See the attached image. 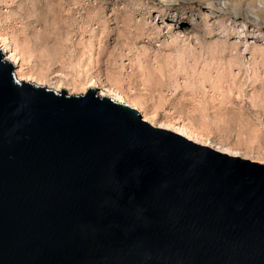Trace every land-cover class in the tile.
<instances>
[{
  "label": "water",
  "instance_id": "water-1",
  "mask_svg": "<svg viewBox=\"0 0 264 264\" xmlns=\"http://www.w3.org/2000/svg\"><path fill=\"white\" fill-rule=\"evenodd\" d=\"M16 67L0 49V264H264V163Z\"/></svg>",
  "mask_w": 264,
  "mask_h": 264
},
{
  "label": "rangeland",
  "instance_id": "rangeland-1",
  "mask_svg": "<svg viewBox=\"0 0 264 264\" xmlns=\"http://www.w3.org/2000/svg\"><path fill=\"white\" fill-rule=\"evenodd\" d=\"M33 29L83 67L162 72L157 119L181 121L176 104H190L194 116L200 107L228 119L211 125L213 136L227 125L256 129L264 143V0H0V32Z\"/></svg>",
  "mask_w": 264,
  "mask_h": 264
},
{
  "label": "bare ground",
  "instance_id": "bare-ground-1",
  "mask_svg": "<svg viewBox=\"0 0 264 264\" xmlns=\"http://www.w3.org/2000/svg\"><path fill=\"white\" fill-rule=\"evenodd\" d=\"M33 30L31 34L26 33L23 38H20L15 31L0 32V49L4 57L5 55L7 57L4 59L17 62L15 78L18 81L24 80L35 82L36 85L48 86V89H56V93L69 89V95L83 94L88 88H97L99 96L133 104L143 120L156 127L174 131L187 139L223 153L264 162V143L256 129H249L247 133H244L241 128L240 130L228 128L227 125L230 122L228 123V119L225 121V116L224 118L219 116V120L218 117L210 118V114L206 116V108L199 107V115L194 116L191 113L193 108L190 109L188 106L190 104L186 106L180 102L176 106H180L181 110L177 108L183 115L185 114L184 119L180 121V117L173 118L168 114L157 119L158 109L160 110L166 104V96L162 91L166 80L161 77L162 72L159 71V74L153 70L142 71L139 76L136 74L128 77L113 68H86L81 66L80 62L73 63L72 56L66 53L64 47L51 43L49 37L42 36L37 29ZM137 78L141 80V83L137 81ZM167 81L169 82L168 79ZM140 84L147 87L149 96L139 92L142 90L138 86ZM133 89H136V92ZM155 92H158L156 100ZM147 101L155 102L147 106ZM208 117L210 119H207ZM222 121L227 124L221 129L225 135L221 136L223 133H219L220 136H213L211 125L217 126ZM240 121L237 126H241ZM243 127H245L244 124Z\"/></svg>",
  "mask_w": 264,
  "mask_h": 264
}]
</instances>
